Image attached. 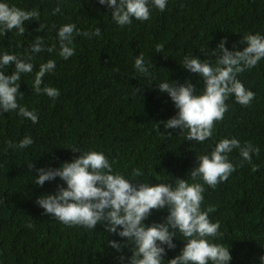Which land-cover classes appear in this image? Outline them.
<instances>
[{"label": "trees", "instance_id": "1", "mask_svg": "<svg viewBox=\"0 0 264 264\" xmlns=\"http://www.w3.org/2000/svg\"><path fill=\"white\" fill-rule=\"evenodd\" d=\"M23 10L36 9L39 21L25 22L26 32L16 30L0 36V55H31L29 44L41 36L45 47L56 45L52 53H37L31 61L33 73L22 74L18 98L21 106L38 115V123L17 112L0 115V264H121L119 257L131 255L127 247L117 252L107 241L124 243L118 235L106 232L98 224L94 230L68 227L44 215L36 200L53 194L64 182L57 177L41 186L35 184L38 168H58L72 162L79 153L69 148L102 152L113 163V171L129 180L139 179L152 185L186 179L198 164L197 158L210 154L224 138H236L241 144L259 147L252 164L240 166L238 150L229 154L236 171L215 189L204 185L203 211L212 222L219 221L222 237L212 242L229 248V264H261L264 255V59L238 75L245 88L255 93L248 107L234 96L226 100L228 111L217 122L213 135L203 143L184 140L179 129L167 130L163 124L177 109L157 84L190 80L202 93L204 84L198 74L182 67L185 55L207 59L203 50H211L224 38L226 47L243 50L239 41L246 34L264 35V0H168L165 11L152 9L148 21L133 19L121 28L111 18L112 10L98 0H0ZM61 11L53 15V9ZM43 24L42 29H38ZM75 24L78 30L101 29L91 39L75 36V55L67 60L58 55V29ZM56 27L53 28L52 26ZM163 45L161 53L156 46ZM143 53L151 60L149 79L134 68L135 58ZM49 59L56 61L53 73L46 74L43 86L57 88L58 98L32 91L35 72ZM215 59V56L212 57ZM118 69V70H117ZM12 64L0 71L11 75ZM136 88L140 89L137 94ZM159 124V132L155 129ZM186 131V130H185ZM25 136L34 143L21 150L8 147ZM35 167L29 168L28 163ZM139 168L142 177H133ZM203 183L202 181H198ZM66 187V185H64ZM211 209V211H209ZM167 209L152 210L145 225L160 223ZM33 225L29 228L27 225ZM176 248L167 250L163 264L175 258L186 243L177 234ZM166 247V246H165ZM123 264H127L125 260Z\"/></svg>", "mask_w": 264, "mask_h": 264}, {"label": "clouds", "instance_id": "2", "mask_svg": "<svg viewBox=\"0 0 264 264\" xmlns=\"http://www.w3.org/2000/svg\"><path fill=\"white\" fill-rule=\"evenodd\" d=\"M100 5L111 9V18L123 28L131 25L133 19L148 21L152 9L165 11L168 0H98ZM59 5L53 9V15L59 13ZM40 13L36 9L23 10L8 3L0 2V36L16 30L24 35L25 22L39 21ZM40 24L38 29H42ZM53 28L56 26L53 25ZM101 29L81 31L75 24L62 25L57 31L59 41L58 55L67 60L75 55L74 38L84 36L91 39L100 36ZM226 38L222 39L215 48L203 50L207 59L193 58L185 55L182 67L190 73L198 74L204 84L202 93L197 94V87L186 80L183 84L168 81L157 84L161 93H167L177 109L176 114L160 121L166 130L179 129L184 133V140L193 143H203L213 135L217 122L224 119L228 111L226 100L234 96L235 101L242 107H248L255 99V93L243 85L238 75L250 70L264 59V35L259 33L246 34L239 41L246 44L243 50H236V45L229 50ZM163 45L156 46V53H161ZM56 45L45 47V41L37 36L29 44L31 55L21 58L14 54L0 55V69L15 65L11 75L0 71V115L17 112L21 117L38 123V115L21 106L18 98H22L19 91L22 74L33 73L31 62L37 53L47 51L52 53ZM215 56L213 60L212 57ZM151 60L146 61L140 53L134 62L135 70L149 79ZM56 61L49 59L39 66L32 82V91L36 94H46L55 100L60 91L57 88L43 86L46 74L53 73ZM118 70V69H117ZM140 89L136 88L137 94ZM159 124L156 123L159 132ZM186 130V131H185ZM167 135L172 136L171 132ZM34 143L31 136H25L18 144L9 143L8 147L21 150ZM79 156L72 162H63L58 168H38L35 184L43 186L45 182L54 181L57 177L63 184L57 185L53 194L41 195L36 204L44 211L42 214L58 220L68 227L80 226L94 230L98 224L104 226L109 234L118 235L124 243L116 240L107 241L108 246L117 252L127 247L131 253L129 257L121 255V264H163L167 250L176 248L173 242L179 234L186 243L175 258L167 260L168 264H229L232 257L229 248L212 242L222 237L219 231L220 223L212 222L208 212L201 209L204 200V185L215 189L220 183L226 182L236 171V166L230 162L229 154L238 150L244 163L252 164V156H259V147L251 142H241L236 138H224L215 144L210 154H203L197 158L198 164L188 174L193 181L175 179L171 183L152 185L139 179L129 180L125 176L113 171V163L102 152L87 151L81 153L79 149L69 148ZM28 167L34 168L32 163ZM252 164V171L258 169ZM133 177H142L139 168L132 170ZM198 181H202L200 183ZM66 185V187L64 186ZM167 209V216L162 222L145 225L144 221L151 215L152 210ZM211 211V209H209ZM29 228L33 225H27ZM166 246V247H165ZM264 264V255L260 256Z\"/></svg>", "mask_w": 264, "mask_h": 264}]
</instances>
